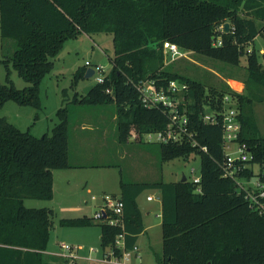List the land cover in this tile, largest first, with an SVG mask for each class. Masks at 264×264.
<instances>
[{"label":"trees","instance_id":"16d2710c","mask_svg":"<svg viewBox=\"0 0 264 264\" xmlns=\"http://www.w3.org/2000/svg\"><path fill=\"white\" fill-rule=\"evenodd\" d=\"M227 21L230 29L221 30ZM0 30L4 39L14 38L17 43L13 54L3 59L8 72L7 81H0V109L9 100L41 106V82L52 72L54 58L82 32L111 33L114 54L104 82H96L81 97L77 92L74 101L115 103L120 141L141 142L147 132L164 130L170 121L168 108L145 105L137 86L140 80L153 78L158 87H167L175 79L189 86L179 107L186 105L189 130L198 144L186 135L182 142H158V146L162 161L199 154L201 182L187 176L176 181L121 178L120 193L114 195L124 202V229L90 216L61 218V225L99 224L104 257L120 256L123 249L116 238L123 231L126 248L136 244L144 230L137 197L152 188L160 191L163 205L159 264H264V214L253 208L237 179L225 175L221 121L203 120L207 109L222 110L224 95L232 94L242 123L238 140L252 154L239 174L249 180L259 164L257 176L264 181V135L254 110V103L264 100V63L256 46L248 51L257 35H264V0H0ZM219 35L222 44L214 45ZM166 40L234 65L245 55L246 92L174 70L175 60L165 63ZM10 65L28 85L14 84ZM86 69L85 64L77 67L74 83ZM56 113L59 121L51 134L43 136L0 115V264L47 261L55 210L27 206L25 199H51L54 170L80 166L70 161L69 107L61 106Z\"/></svg>","mask_w":264,"mask_h":264},{"label":"rangeland","instance_id":"374dc122","mask_svg":"<svg viewBox=\"0 0 264 264\" xmlns=\"http://www.w3.org/2000/svg\"><path fill=\"white\" fill-rule=\"evenodd\" d=\"M225 25V24H224ZM230 29V28H229ZM252 46H256L260 60L264 63V35H257L254 44L248 47L251 52ZM17 43L14 38H3L0 30V81H7L8 68L3 59L11 56ZM184 56L173 61V69L180 73L202 79L213 84L228 85L229 90L246 92L245 78L247 76L246 56L242 55L241 63L238 65L214 59L193 50L187 51ZM113 35L108 32H82L78 37L69 39L54 58L55 66L41 82L40 97L41 106L22 105L14 100H9L16 108L21 109L22 114L32 110V126L25 122H18L36 136H43L45 132L52 133L53 127L59 121L57 110L61 106L69 107V143L70 161H79L83 166L59 168L54 170V195L51 199L26 198L27 206H49L55 210V226L52 229V236L48 250L59 252L60 255L69 253L62 247V242L69 244L79 241L85 242V248H89L94 240V247L101 244L97 231L101 230L99 224L79 229L78 226H63L60 224L62 217L93 218L96 210L101 208L104 202L105 192H120V180H159L176 181L187 176L189 180L201 174V157L193 153L188 158L177 157L168 161H162L158 142L148 140L144 135L141 142L120 141L117 136L116 104H88L75 102L77 92L79 96L84 93L86 85H93L96 76L83 77L74 83V72L78 66L84 65L87 59L91 62H98L107 70L112 68L113 56ZM171 56L165 52V63H171ZM11 67L10 77L18 88H23L29 83L25 81L18 71ZM239 81L242 84H236ZM15 109V108H14ZM254 110L257 121L264 135V100L254 103ZM211 110L207 109V113ZM2 112H0V115ZM39 114V116H37ZM102 119V120H101ZM104 120V121H103ZM19 121V120H18ZM36 121V123H35ZM104 122V126L110 132L102 134L100 129H81L82 122L89 124ZM233 155H238V145L235 142L231 148ZM194 168V170H192ZM255 174L250 179L254 184L260 165H254ZM248 183L247 180H243ZM91 187L92 191H88ZM157 189H146L141 193L140 201L153 202L156 204V197L153 201L146 199L148 194L157 193ZM152 203V204H153ZM155 218V214L152 215ZM83 230L82 233H79ZM94 233H93V231ZM154 236L156 249V226L150 231ZM160 229L157 230V233ZM101 247V245H100ZM99 247V249H100ZM98 249V250H99ZM63 256H61L62 258ZM62 260V259H61Z\"/></svg>","mask_w":264,"mask_h":264},{"label":"built area","instance_id":"2783aa9c","mask_svg":"<svg viewBox=\"0 0 264 264\" xmlns=\"http://www.w3.org/2000/svg\"><path fill=\"white\" fill-rule=\"evenodd\" d=\"M225 27L221 25V30ZM214 45H221L222 38L219 35L214 39ZM163 50L171 57V61L186 54L185 49L181 48L176 42L166 40L163 44ZM189 51V50H187ZM86 67H92L94 69V76H96L97 82H104L107 75L105 66L98 62H91L90 59L85 61ZM143 102L148 107L162 105L168 108L169 112V124L167 128L155 132H147L145 135L148 140L155 142H182L184 136L189 135L192 138L193 144L197 145L193 133L189 130V116L187 113V107L184 105L181 109L179 104L182 101L183 93L188 90L189 86L185 82H179L172 79L167 84V87H158L156 80L153 78L142 79L137 84ZM110 91V88L107 89ZM237 99L230 93H227L223 97V107L220 111H211L203 115L205 122L217 123L221 121L223 127V147L226 153V159L224 164L225 175L233 176L237 179L240 187L246 190V197L250 200L251 205L259 213L264 214V181L259 176L255 180L254 184L245 183L241 178L239 171L246 167L244 163L246 160L252 158L249 148L245 144H241L238 140L242 123L238 117ZM221 120H220V118ZM237 142L238 155L231 153L233 144ZM206 149V146H203ZM242 161L243 163H238ZM194 170V168H192ZM193 182H201V174L194 177ZM250 182V179L247 180ZM198 190L201 187L198 186ZM104 202L99 210H96L93 216V220L97 222H104L112 225H120L124 229V202L118 196L111 193H105L103 195ZM151 198V196L149 197ZM63 248L69 250V253L63 254L64 256H72V245L69 243H62ZM116 245L123 249L120 256H114L112 259L121 264H144L136 261V257L140 256V250L138 244H135L131 248H126L125 233L122 231L116 238Z\"/></svg>","mask_w":264,"mask_h":264},{"label":"crops","instance_id":"0c3cea01","mask_svg":"<svg viewBox=\"0 0 264 264\" xmlns=\"http://www.w3.org/2000/svg\"><path fill=\"white\" fill-rule=\"evenodd\" d=\"M256 38H255V41H256ZM16 107L17 106H14L11 104V102L7 101L3 105V107L0 109V112H2L1 115L6 116L12 123L17 125L21 129H24V128L18 122H21V123L25 122V124L28 127L32 126L33 124L32 123L33 121L32 120V115H33L32 110H29L28 112H26V114L23 115L21 112L22 110ZM115 114H116V111H115ZM37 116H39V114ZM100 122L101 123L96 122L97 124L94 125L95 127H92L93 123L86 124L82 122L81 129H85V128L93 129V130L100 129L98 131L100 135L102 134L104 135L105 133L109 134L110 131L108 129L104 127L103 128L100 127L101 125L102 126L105 125V124L103 125L104 122L102 121ZM27 130H29V128ZM71 162L73 164L80 165V167L83 166V163L79 161H71ZM76 167H79V166H76ZM139 181H143V180H139ZM147 181H150V180H147ZM88 191L91 192L92 188L89 187ZM105 193L119 194L120 192L111 191V192H105ZM140 196L141 194L137 197V201H138L139 207L143 214L144 230L138 235V238L136 241V244H138L139 250H140V256L136 257V261L140 263H144V264H159L160 258L163 255V235H162L163 205H162V201L160 197V191L158 190L157 193H155V195L148 194L146 197V199L149 201H153L156 197V204H154L153 202H146V201L141 202ZM150 196L151 198H149ZM153 214H155L156 216V221H155V218L152 216ZM76 217H79V216H76ZM62 218H70V217H62ZM90 226H93V225L78 226V228L83 229L84 227H90ZM155 226H156V249L154 245V236L150 232ZM158 229H160L159 233H157ZM82 231L83 230H80L79 233H82ZM96 236H98L99 241H101V238H102L101 230L97 231ZM62 243H66V242H62ZM94 244L95 242L93 240L92 244L90 245L88 249L85 248L86 244L84 241H79V242H76L75 244L74 243L70 244L72 245V250H71L72 256H64V255H60L59 252H53V251L47 250L46 252L48 254V258L45 264H121L113 260L112 258H105L104 252L101 249L100 245L97 247H94ZM61 256L63 257L61 258Z\"/></svg>","mask_w":264,"mask_h":264},{"label":"water","instance_id":"95a60500","mask_svg":"<svg viewBox=\"0 0 264 264\" xmlns=\"http://www.w3.org/2000/svg\"><path fill=\"white\" fill-rule=\"evenodd\" d=\"M229 28H230V22L227 21V22H225V29L228 31ZM93 74H94V69H93L92 67H88V68L86 69V72H85L84 77L89 78V77H91ZM236 84H242V83L239 82V81H237ZM91 88H92V85H86V86L84 87V93H88L89 90H90ZM182 179L185 180V179H186V176L184 175Z\"/></svg>","mask_w":264,"mask_h":264}]
</instances>
